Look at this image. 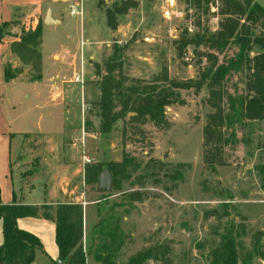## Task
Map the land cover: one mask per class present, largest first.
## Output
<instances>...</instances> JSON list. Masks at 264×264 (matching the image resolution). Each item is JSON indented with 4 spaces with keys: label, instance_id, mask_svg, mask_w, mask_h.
Here are the masks:
<instances>
[{
    "label": "rangeland",
    "instance_id": "rangeland-1",
    "mask_svg": "<svg viewBox=\"0 0 264 264\" xmlns=\"http://www.w3.org/2000/svg\"><path fill=\"white\" fill-rule=\"evenodd\" d=\"M253 1L264 8V0ZM98 6L104 14L111 10L115 23L114 29L108 26L114 33L106 39L108 46L100 37L99 21L94 19L90 27L96 28L97 33L85 35L84 38L91 37L85 46L81 44L85 39L80 37L79 26L72 24L69 29L60 26L44 34L41 50L39 47L43 56L41 79L52 67L47 55L54 49L67 50L66 54L76 63L78 77L93 94L88 97L83 114L78 113L82 114L80 117L65 113L46 128L44 121H39L34 85L29 82L34 75L31 67L17 58L8 64L13 78L3 88L4 104L12 127L29 131L12 141L16 194L22 195L23 185L26 189L35 186L29 200L54 204L62 199L57 186L63 178L60 187L66 194L62 202L77 203L75 198L82 196L87 229L96 218L95 203L102 200L103 216H109L105 227L116 225L121 242L115 264H124L131 256L153 246L165 247V258L149 260L147 264H211L210 252L229 228L239 233L238 264L246 254L250 264H264V120L236 119L232 127L221 130L226 143L213 145L204 140V126L214 111L207 102L206 87L197 93L193 89L179 90L181 103L165 107V123L160 126L149 121H128L134 114H127L109 133L102 134L94 104L100 78L97 70L103 74V63L113 51L124 74L143 83H150L161 74L172 80L195 79L206 64L204 54L208 52L216 55L218 63L233 58L237 52L235 44L221 53L188 45L178 56L176 49L175 41L182 34L191 37L205 30H217L221 0H212L208 6L203 1L196 6L192 0H98ZM74 8L78 10V4ZM78 19V15L72 16V22ZM13 26L21 37L29 30L16 18L2 31ZM261 31L256 28L254 33ZM3 46L1 41L0 59L6 53ZM257 50L254 47L250 56ZM82 63L86 66L84 74L80 71ZM4 77L0 61V82ZM46 78L56 80L53 72H48ZM245 81V72H231L223 83L226 95L246 96ZM65 98L74 103L73 93H67ZM225 101L226 98L224 105ZM9 105L14 106V111ZM39 124L45 128L33 131ZM124 154L140 165L128 180L121 181L120 189L112 187L110 192L100 193L96 185L84 183L86 166L120 161ZM82 155L89 157L91 163L84 164ZM48 159L53 162L45 166ZM76 168L80 169L78 174L66 173ZM132 192H139L141 198L130 199ZM35 256L39 264H49L44 253L37 251ZM87 264L94 263L89 259Z\"/></svg>",
    "mask_w": 264,
    "mask_h": 264
},
{
    "label": "trees",
    "instance_id": "trees-1",
    "mask_svg": "<svg viewBox=\"0 0 264 264\" xmlns=\"http://www.w3.org/2000/svg\"><path fill=\"white\" fill-rule=\"evenodd\" d=\"M201 1L206 5L212 0H192L199 6ZM219 11L221 19L214 32L208 30L196 33L191 37L181 35L176 41L178 56H182L188 45L194 49L199 46L208 51L221 53L230 44H235L237 52L233 58L218 63L214 53H205L206 64L195 79L172 80L161 74L150 83L130 79L124 74L122 63L113 54L103 63L104 72L99 74V94L94 102L99 118V131L109 133L118 120L132 112L128 121H149L156 126L165 123L166 106L181 103L179 90L193 89L199 92L203 87L208 89L207 102L214 109L208 115L204 126L207 144L226 143L222 129L233 126L238 120H264V8L253 0H221ZM129 3V2H127ZM126 3V4H127ZM107 25L114 29L115 23L111 10L105 13ZM5 24V23H4ZM262 30L258 34L254 30ZM42 23L29 29L18 41L10 44V52L22 64L31 67L34 75L31 81L41 79V42ZM2 36L0 29V38ZM257 47V52L250 53ZM245 72V90L248 94L242 97L226 95L223 83L231 72ZM4 80L13 78L8 63L4 67ZM226 98V105H224ZM217 149V147H215ZM158 162V161H157ZM158 164H161L158 162ZM139 163L131 156L124 154L120 161L95 163L83 170L84 183L97 186L99 174L107 170L111 174L112 187L120 189L123 179L128 180L131 172L139 168ZM105 196L104 194H102ZM132 200H139L141 194L132 192ZM105 203H95L96 218L86 227L84 209L79 203L64 202L55 205L33 206L13 201L0 203L2 243L0 244V264H31L37 251L44 253L39 238L17 226V219L24 217H42L54 223V240L58 249V259L62 264H115V253L120 247L117 226L105 227L108 223L103 216ZM239 233L233 228L227 229L219 244L210 252L211 264H238L240 258ZM166 248L153 246L131 256L124 264H147L149 260H163ZM259 256H262L259 254ZM56 264V263H54ZM241 264H250V256L241 258Z\"/></svg>",
    "mask_w": 264,
    "mask_h": 264
},
{
    "label": "crops",
    "instance_id": "crops-1",
    "mask_svg": "<svg viewBox=\"0 0 264 264\" xmlns=\"http://www.w3.org/2000/svg\"><path fill=\"white\" fill-rule=\"evenodd\" d=\"M78 4V10L74 7ZM81 5V7H80ZM71 9H74L75 12L71 14ZM82 10V14L77 12ZM47 10H50V17L53 20H56L57 23L53 25H45L43 23L44 16ZM78 15L79 19L77 22H72V16ZM16 18L21 21L22 25L26 29H34L36 25L42 23V33H41V42L40 50L42 47V38L44 34L54 32L58 27L65 26L69 29L72 24L79 26L80 37L83 40L81 44L85 46V42H88L90 39L88 37L84 38L86 34L97 33L96 28L90 27L91 23L94 24V19L99 21L102 29H99L101 34V39L106 42L108 46V35H113L110 31L107 22L106 16L103 11L98 6V0H0V29L2 36L0 42L3 41L4 46L3 50L6 51L5 56H3L0 61L2 62L3 67L12 59L16 58L10 52V44L14 41L20 39V34L17 31V27L13 28L7 32H3L2 28L4 25L12 24ZM89 18H91L89 20ZM5 23V24H4ZM14 24V23H13ZM18 24V22H15ZM87 29L85 30V26ZM64 28V27H63ZM91 29V30H90ZM120 31L118 30L117 33ZM149 39V38H148ZM101 42V41H100ZM60 44V43H59ZM67 50L54 49L50 51L47 55V60L52 63L51 69L47 71L53 72V76L56 80L50 81L46 78V74L43 73V78L37 81H29L34 85V96L37 102L40 122L44 121L45 127L47 128L49 122L56 120L59 121L64 114L73 115L75 117H80L83 114L84 106L88 101L92 92L87 88V83H84V80L78 77L77 74V65L74 60H71ZM90 59H93L90 55ZM41 63L43 69V56L41 54ZM80 71L84 74L86 72V66L82 63L80 65ZM75 77H78L81 81H75ZM8 82L5 80L0 82V203L9 204L15 201L19 204L33 205V206H42V205H55L57 203H64L62 199L65 196L66 190L60 187L61 178L58 183V191L61 194V200H58L56 203L52 204L46 202V200H29L28 198L33 195L35 191V186L25 188L21 186L22 195L19 197L15 192V186L12 181V167L13 162L11 158L12 151V141L17 135H21L24 132L22 130H16L12 127V122L8 116V111L4 104V89L5 86H8ZM77 84H80L77 86ZM55 89V90H50ZM78 89L75 92L72 90ZM70 91V92H69ZM67 93H73L74 98L71 100L74 103H71L68 98H65ZM99 94V88L97 87V92L95 99ZM12 106V108H11ZM9 105L10 109L14 111V106ZM82 114H78L81 113ZM17 117V115H15ZM14 117V118H16ZM81 119V118H80ZM40 126L33 131H42L45 127ZM32 131V130H31ZM48 162H53L52 159H48L45 163V166ZM80 171L79 168L74 169L73 172H66L67 174H78ZM65 176H67L65 174ZM64 183V181H62ZM72 193L73 190L68 191ZM82 196H78L75 199L79 203ZM2 224V223H1ZM17 226L23 230H26L34 235H36L43 247L44 255L47 258L49 264H54L58 259V249L54 240V223L48 219H36L35 217H24L17 219ZM42 227V228H41ZM47 232V235L45 233ZM2 236V228H1ZM2 243V240L0 244ZM59 260V259H58ZM37 262V263H36ZM31 264H39L36 259V256Z\"/></svg>",
    "mask_w": 264,
    "mask_h": 264
},
{
    "label": "water",
    "instance_id": "water-1",
    "mask_svg": "<svg viewBox=\"0 0 264 264\" xmlns=\"http://www.w3.org/2000/svg\"><path fill=\"white\" fill-rule=\"evenodd\" d=\"M43 23L45 25H53L57 23L56 20H53L50 17V10H47L44 16ZM134 114L132 112H129L128 115ZM96 190L100 193H108L112 190V180H111V174L109 171L104 170L99 174ZM57 264H62L60 260H58Z\"/></svg>",
    "mask_w": 264,
    "mask_h": 264
},
{
    "label": "built area",
    "instance_id": "built-area-1",
    "mask_svg": "<svg viewBox=\"0 0 264 264\" xmlns=\"http://www.w3.org/2000/svg\"><path fill=\"white\" fill-rule=\"evenodd\" d=\"M80 7H81V5H80ZM75 12V10L74 9H71V14L72 13H74ZM78 14H82V10L80 9V11L79 12H77ZM75 81H78V82H80L81 80L78 78V77H75ZM82 162L84 163V164H88V163H91V159L89 158V157H87L86 155H82ZM80 204H82V205H84L85 204V202L84 201H80L79 202Z\"/></svg>",
    "mask_w": 264,
    "mask_h": 264
}]
</instances>
